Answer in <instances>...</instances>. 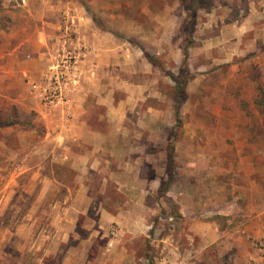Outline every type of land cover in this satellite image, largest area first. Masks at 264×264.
Returning <instances> with one entry per match:
<instances>
[{
  "label": "rangeland",
  "instance_id": "rangeland-1",
  "mask_svg": "<svg viewBox=\"0 0 264 264\" xmlns=\"http://www.w3.org/2000/svg\"><path fill=\"white\" fill-rule=\"evenodd\" d=\"M205 2L0 0V264H225L190 225L239 232L264 195V0ZM110 106L106 152L66 144L67 113L108 137Z\"/></svg>",
  "mask_w": 264,
  "mask_h": 264
},
{
  "label": "crops",
  "instance_id": "crops-1",
  "mask_svg": "<svg viewBox=\"0 0 264 264\" xmlns=\"http://www.w3.org/2000/svg\"><path fill=\"white\" fill-rule=\"evenodd\" d=\"M18 32H14V35H16ZM4 36L7 34L10 38H12L14 35L11 33H3ZM48 30H42L38 31V37H41L40 44L30 43L31 46L38 47H46L47 41L43 38L47 37ZM23 43L21 42L19 49H22ZM18 48H14L12 50V53L9 55L15 53V58L12 60L13 62L17 58V52ZM40 57V55H39ZM17 64V63H16ZM23 65V64H22ZM23 67L20 65L16 67L15 72H24ZM3 72L7 73L6 66L3 68ZM6 69V70H5ZM8 75V74H6ZM102 106L106 105V103L103 102V99L97 98L95 102V106ZM88 109H75L72 113H67L66 115V126L63 127V130H66V144H85L88 146L94 153L98 152H106L108 149V140H111L113 137V132L116 134L118 132L117 124V112L112 109V106H110L109 111V119H106V122L110 126V134L108 137L106 135H103L99 132V130L95 128H89L90 127V121L87 120L88 117ZM107 117V116H106ZM102 121V118L98 119L94 123H100ZM96 155V154H94ZM111 157L114 156L113 152L110 153ZM116 158V156H114ZM254 159L252 158H246L244 157V162H249L250 160ZM117 160V159H116ZM140 168V166H139ZM243 170V169H242ZM256 166L254 167V171L250 168H244L243 174H244V181L248 184L250 183L251 175H258V177H262V174L259 172L257 173ZM138 179H141L138 176ZM257 179V176L255 177V181ZM258 184L252 183L250 185L254 186V189H249V191L253 194L251 195H244L243 205L239 207L238 213L240 215L239 219H242L240 221L239 226V232H230L225 235L224 233H221L218 230V227L213 222H200L198 220H195L190 225V231H192L194 236H197L198 243L194 247V253L196 256V259H203L204 252L211 248L212 246L215 248V253L218 255V257H225L229 256L226 259L225 264H264V195L262 190V185L260 183V180L258 179ZM246 184V183H245ZM247 186V184H246ZM253 198V199H252ZM248 199H250V203H248ZM251 200L253 202H251ZM248 201V202H247ZM263 204V205H262ZM236 211V210H235ZM238 233V234H237ZM193 241V240H191ZM205 258V257H204ZM201 261L198 260L200 263Z\"/></svg>",
  "mask_w": 264,
  "mask_h": 264
},
{
  "label": "trees",
  "instance_id": "trees-1",
  "mask_svg": "<svg viewBox=\"0 0 264 264\" xmlns=\"http://www.w3.org/2000/svg\"><path fill=\"white\" fill-rule=\"evenodd\" d=\"M206 0H181L183 9L186 13V23H188L187 21L192 22L195 16V13L197 11V9L202 8L203 5L206 3ZM173 81L175 83L174 86V92L171 94L172 100H174L175 102V111H176V124L179 125L180 121L178 118V106L181 103H184L187 99V94H186V83L187 80L183 79V80H179V79H175L173 78ZM171 159H169L168 162V166L169 168H172L173 162H172V156L170 157Z\"/></svg>",
  "mask_w": 264,
  "mask_h": 264
},
{
  "label": "built area",
  "instance_id": "built-area-1",
  "mask_svg": "<svg viewBox=\"0 0 264 264\" xmlns=\"http://www.w3.org/2000/svg\"><path fill=\"white\" fill-rule=\"evenodd\" d=\"M44 93L45 94L47 93V90L46 89L44 90ZM55 95H56V99H59V96H61V93L59 91H57ZM55 95H49V97H54Z\"/></svg>",
  "mask_w": 264,
  "mask_h": 264
}]
</instances>
